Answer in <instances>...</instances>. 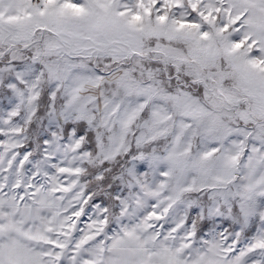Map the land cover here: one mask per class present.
Segmentation results:
<instances>
[{"label": "snow or ice", "instance_id": "snow-or-ice-1", "mask_svg": "<svg viewBox=\"0 0 264 264\" xmlns=\"http://www.w3.org/2000/svg\"><path fill=\"white\" fill-rule=\"evenodd\" d=\"M0 264H264V0H0Z\"/></svg>", "mask_w": 264, "mask_h": 264}]
</instances>
